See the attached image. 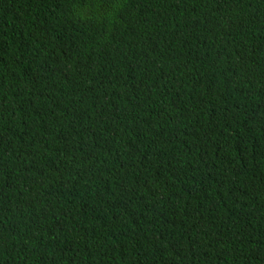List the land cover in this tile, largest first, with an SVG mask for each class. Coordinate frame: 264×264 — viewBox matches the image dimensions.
I'll return each mask as SVG.
<instances>
[{"label": "trees", "instance_id": "16d2710c", "mask_svg": "<svg viewBox=\"0 0 264 264\" xmlns=\"http://www.w3.org/2000/svg\"><path fill=\"white\" fill-rule=\"evenodd\" d=\"M0 264H264V0H0Z\"/></svg>", "mask_w": 264, "mask_h": 264}]
</instances>
